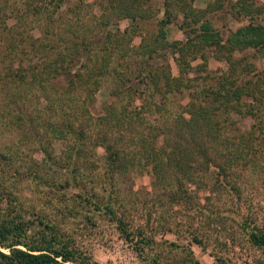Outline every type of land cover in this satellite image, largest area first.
Here are the masks:
<instances>
[{"label":"rangeland","instance_id":"1","mask_svg":"<svg viewBox=\"0 0 264 264\" xmlns=\"http://www.w3.org/2000/svg\"><path fill=\"white\" fill-rule=\"evenodd\" d=\"M3 1L6 6H13L12 10L3 7L7 11L5 25L14 27L17 14L26 13L27 33L33 37L46 35L48 39L56 37L57 33L64 35L73 23L77 32L84 33L83 28H89L84 33L92 43L89 54L93 51L95 56L103 54L110 61L109 67L116 69L129 62L127 74L130 80L122 82L124 87L116 88L123 89L118 96L128 102L129 107L132 103L139 104L144 97V93H140L143 83L138 84L135 76L140 69L138 64L144 68L157 67L159 73L165 72L175 78L183 90L178 92L175 88L164 98L166 106L174 114L193 105L191 94L197 97L198 104L214 102L212 99L216 97L208 90L215 86L217 77L229 70L228 61L224 58L227 52L217 50V44L202 42L204 45L201 48H198L199 45L188 49L187 53L184 51L183 55L178 54L180 44L176 42L186 40L188 27H195L200 33L199 27L205 21L208 24L206 32L214 36L212 40L227 45L229 34L235 33L241 26L248 22L264 23V14L255 17L244 15L241 8L245 4L241 0H112L113 6L109 0H62L57 8L50 4L46 9H39L35 15L23 7L27 0ZM244 1L264 7V0ZM127 2L131 4V9L126 13L128 8L122 9L121 6ZM0 3H3L2 0ZM104 7L108 11L106 15L102 12ZM188 9L195 14H190ZM46 24L50 31L47 33ZM105 29L112 34L107 41ZM159 29L161 32H158ZM160 33L162 36L156 40ZM119 37L123 38V42L115 44ZM200 39L198 36L195 40ZM139 42L154 45L156 52L147 58V47H139ZM4 44L5 38L0 32V48ZM120 55L123 57L119 58ZM230 55L239 63L237 83H244L250 77L240 74L241 67L248 68L251 74L253 70L264 69V53L251 46L241 50L233 48ZM30 59L35 60L34 56ZM27 63L25 59L22 65ZM73 65L74 70L77 65ZM69 75L61 73L52 79L46 78V87L50 81L55 89L48 96L53 106L60 100L58 96L65 88ZM111 79L101 80L93 101L84 102L93 117L102 113L104 106L113 99ZM158 82L162 84L161 78ZM135 86L138 91L133 93L130 101L127 88ZM35 89V94L39 95L41 88ZM3 92H0V99ZM32 92H27L28 99L17 100L16 104L0 101L4 115L11 114L14 119L13 115L20 114L19 121L22 122L20 127L0 123V151L12 155L11 161L0 158V223L10 218L20 220L21 235L26 239H43L44 245L56 248L64 245L82 264H264V251L251 244L246 235L247 225L254 224L264 229V156L260 155L257 165L228 168L226 172L230 174L222 177L220 182L216 181V166L209 163L206 173L200 172L205 182H184L182 188L185 193L177 194L179 191L164 187L160 179L155 180L148 166L138 168L127 164L123 173L117 170L113 179L105 180V176L110 174L106 171L105 151L88 143L84 146V155L80 157L78 173L82 174V178L76 177L73 181L62 161L69 151V138L56 140L46 130L47 122L54 119L50 114L52 108L42 110L38 116L33 109L36 97H32ZM153 98L157 102L163 100L161 95ZM231 99L232 105H239L238 110L220 107L215 113L219 112L218 118L223 125L222 119L226 118L235 123L238 129L235 131L243 132L253 123L249 115L243 114L251 100L241 97L233 102V96ZM37 101L46 103L41 96ZM3 119L8 122L10 118H0ZM87 119L86 115L79 116L76 122L86 126L88 135L95 141L96 120ZM130 133L111 134L113 146L119 148L125 160L131 157L134 149L128 144ZM44 149L61 162L53 163L45 158ZM200 160L195 158L194 161ZM217 161L223 165V158ZM35 173L37 176H34ZM229 183H233L236 190L230 188ZM218 184L220 186L216 187ZM174 192L176 194L172 198ZM85 197L88 201L83 200ZM106 204L112 207L113 214L107 211ZM118 217L128 236L120 231L116 221ZM244 223L246 226L242 227ZM13 231L8 237L18 232Z\"/></svg>","mask_w":264,"mask_h":264},{"label":"trees","instance_id":"2","mask_svg":"<svg viewBox=\"0 0 264 264\" xmlns=\"http://www.w3.org/2000/svg\"><path fill=\"white\" fill-rule=\"evenodd\" d=\"M2 2L0 3V32L2 37L5 38V44L0 48V92L4 90L0 101L2 100L1 102L4 103L6 100L8 104L12 102L16 104L17 100L28 99L27 92L33 91L30 94L32 97H36V105L33 109L38 113V116L42 110L46 111L52 108V113H49L54 119L47 122L46 130L56 140L69 138V151L67 155L65 153V156L62 157V161L73 181L76 180V177L77 179L82 178V174L78 173L79 165H81L80 157L84 155V146L88 143L94 147H102L105 151L106 171H110V174L106 172L108 175L105 176V180L113 179V174L117 170L119 173H123L127 169V164L138 168L148 166L150 167L149 172L155 180L160 179L164 187L169 186L174 191H179L177 194L185 193L182 188L184 182L193 184L205 182L201 173H206L209 163L216 166V181L220 182L222 177L230 174L226 172L228 168L232 169V166L248 164L254 166L259 163L260 155L264 156V69L253 70L251 74L248 68L241 67L240 74L250 77L244 83H237L239 63L236 60L234 61L230 55L233 48L241 50L247 46L264 53V23L248 22L247 25L241 26L235 33L231 32L229 34L227 45H220L218 41L212 40L214 36L206 32L205 28H208V24L205 21L199 27L200 33L196 32L195 27L190 26L186 31L185 27L186 40L176 42L180 44L177 49L179 55H183L184 51L187 53L188 49L196 48L199 45L198 48H201L204 44H217V50L224 49L227 52L224 58L228 61L229 70L217 77L215 86L208 90L210 95L216 97L212 99L214 102L198 104L197 97L191 94L193 105L185 110L183 109L182 112L174 114L166 106L164 98L166 94L171 93L175 88L178 92L183 90V86L175 78L170 77L165 72L159 73L160 69L157 67L144 68L137 62L140 69L135 76L138 84L143 83V91L140 93L141 95L144 93V97H142L139 104L132 103L129 107V103L122 101V98L118 96L123 89H116L118 86L124 87L122 82L130 80L127 74L129 73L127 71L129 62L126 61L121 69H116L109 67L110 61L103 54L95 56L94 51L89 54L88 52L92 50V43L84 36L89 28L84 27V33L80 30L77 32L75 23H73L72 26H68L64 35L57 33L56 37L53 36L48 39L46 35L33 37L27 33L24 19L27 16L26 13L17 14L16 24H13L14 27L10 26L8 28L5 25L4 20L7 11H4L3 7L12 10L13 6H6L3 0ZM60 2L62 0H27L26 5L24 4L23 7H26V11H30L35 15L39 12V9H46L50 4L57 8ZM134 2H138V0H134ZM241 2L245 4L241 8L244 15L255 17L264 14V7L255 6L252 2H245L244 0H241ZM112 3L113 1L109 0V4ZM112 6L109 5V7ZM121 8H128L125 9V12L127 13V10L130 12L131 4L127 2ZM102 9L103 15H106L108 11L106 12L105 7ZM188 11L190 14H195L193 10L188 9ZM130 16L134 18V15ZM93 26L95 25L93 24ZM45 27L47 33L49 25L46 24ZM95 27L101 28L97 25ZM158 32H161V30L159 29ZM110 35L112 34L109 30L105 29V41L110 38ZM161 36L160 33L159 36H156V40ZM198 36L201 38L199 41L195 40ZM121 42H123L122 37L115 40V44ZM138 46L147 47L148 52L145 55L147 58L151 57L152 53L157 50V47L150 46L148 43L144 45L139 42ZM32 56L35 58L33 61L30 59ZM81 56L83 58L80 61ZM25 59L28 63L22 65ZM14 63L16 64L14 65ZM73 64L77 65L74 70ZM93 64H95L94 67ZM61 73L70 75L66 79L65 88L58 96L62 101L59 100L53 106L48 96L53 94L55 89L51 87L52 83L50 84V81H48V87H46L45 82H47L46 78L52 79ZM107 77H112L113 90L111 93L113 99L104 106L102 113L93 117L94 115L84 102L93 101L92 97L101 80ZM160 78L162 84L159 85ZM172 81L175 82L170 85L169 82ZM35 87L41 88L39 95L35 94ZM127 91H130L127 96L131 101L133 93L138 91V88L137 86L128 87ZM155 95L163 96V100L155 101L153 98ZM39 96L45 99V104L37 101ZM232 96L234 98L233 102L235 100L239 101L241 97H249L251 100L246 104L243 114L249 115L253 119V123L243 132L235 131L238 130L237 127L235 128V123L231 120L228 121L226 118L222 119L223 125L218 118L219 112L215 113L220 107H224L225 110L233 109L235 111L236 108L238 110L239 105H232ZM48 103L50 104L48 105ZM17 106L19 107V104ZM25 107L31 108L29 106ZM85 115L88 117L87 120H93V118L96 120V123H94L95 141L91 140V135H88L87 127L76 122L79 116ZM5 116L0 108V118H10L8 122L5 119L0 120L2 125L22 126V122L19 121L21 120L20 114L13 115L14 119L11 114ZM14 120H17V122L15 123ZM115 132L117 134L131 132L128 144L134 149L131 151V157L128 160H125V155H121L118 147L113 146L111 134ZM35 133H37V129ZM44 152L45 158L53 161V163L61 162V160H56L49 153H46L45 149ZM0 158L4 161L7 159L11 161L12 155L0 151ZM195 158L201 160L194 161ZM219 158H223V165L220 161H217ZM34 176H37L36 173ZM229 187L236 190L233 183H229ZM175 194L174 192L172 198L175 197ZM90 196L92 198L91 193ZM83 200L88 201L87 197ZM105 207H107L110 214L114 213L109 204H106ZM116 221L120 231L125 232L119 217ZM245 226L246 223L242 224V227ZM246 228V235L250 243L262 248L264 251V229L254 224L247 225ZM13 230H18V232L8 237L11 232H14ZM21 230L23 229L20 220L10 218L8 221L0 223V264H61V262L68 261L82 264L76 260L74 252L66 246L56 248L44 245L43 239V241L26 239L21 235ZM125 235L128 236V233L125 232ZM2 249H5V251ZM83 264L95 263L85 262Z\"/></svg>","mask_w":264,"mask_h":264}]
</instances>
